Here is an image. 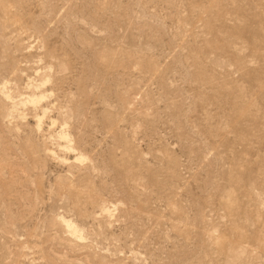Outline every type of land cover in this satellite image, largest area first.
Returning a JSON list of instances; mask_svg holds the SVG:
<instances>
[{
    "label": "rangeland",
    "instance_id": "rangeland-1",
    "mask_svg": "<svg viewBox=\"0 0 264 264\" xmlns=\"http://www.w3.org/2000/svg\"><path fill=\"white\" fill-rule=\"evenodd\" d=\"M0 88V264H264V0H0Z\"/></svg>",
    "mask_w": 264,
    "mask_h": 264
},
{
    "label": "bare ground",
    "instance_id": "bare-ground-1",
    "mask_svg": "<svg viewBox=\"0 0 264 264\" xmlns=\"http://www.w3.org/2000/svg\"><path fill=\"white\" fill-rule=\"evenodd\" d=\"M38 81V80H37ZM44 82V81H43ZM41 85V84H40ZM1 89V88H0ZM48 91V90H47ZM46 90H43V91H41V93L39 92V93H31L30 95H28L25 99V101H27V102H30L31 104H35V103H39L40 102V98H41V96H43V95H45V93L47 92ZM34 96V97H33ZM20 101V100H19ZM46 105H42L41 107H40V112H39V114H37V116H36V119H35V124L36 125H39V121H40V116H44L45 114H46V112H47V109H46V107H45ZM22 112V111H21ZM19 113V112H18ZM53 123V122H52ZM64 148H66V150L65 151H67V150H69L70 148L68 147V146H64ZM46 149V148H45ZM47 154V153H46ZM53 154V153H52ZM57 156V155H56ZM69 156V155H68ZM68 156H64L63 157V160H67L68 158H70V157H68ZM77 160L78 159H81V158H76ZM106 208V207H105ZM116 208V206L114 207L113 206V209H115ZM105 211L106 212H108V214H110V213H112L111 212V210L109 209V208H106L105 209ZM59 221L60 222H62L65 226H66V228H68V230H69V232L71 233V235L72 236H74L75 238H81L80 236L81 235H78V232H79V230H78V228H77V226H75L74 224H73V222L71 221V220H68V219H65V218H62V217H60L59 218Z\"/></svg>",
    "mask_w": 264,
    "mask_h": 264
}]
</instances>
